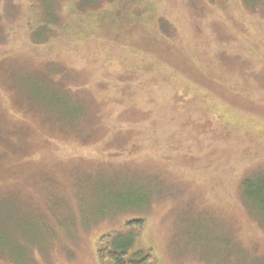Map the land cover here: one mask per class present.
<instances>
[{
  "label": "rangeland",
  "instance_id": "1",
  "mask_svg": "<svg viewBox=\"0 0 264 264\" xmlns=\"http://www.w3.org/2000/svg\"><path fill=\"white\" fill-rule=\"evenodd\" d=\"M36 1L0 0V264H264V0H61L44 39Z\"/></svg>",
  "mask_w": 264,
  "mask_h": 264
},
{
  "label": "trees",
  "instance_id": "2",
  "mask_svg": "<svg viewBox=\"0 0 264 264\" xmlns=\"http://www.w3.org/2000/svg\"><path fill=\"white\" fill-rule=\"evenodd\" d=\"M45 0H42L44 2ZM52 5L50 8V12L48 13L45 10L44 6L41 8L40 0L36 1V5L39 10V21L42 25L40 29V33H42L45 38L47 26L52 24L53 22L61 23L62 18H60L59 12L61 10V0H51ZM43 5V4H42ZM72 12H89L97 9L102 5V0H72ZM95 8V9H94ZM58 19H61L58 21ZM35 32L39 33V31L34 30L31 35ZM51 83L55 84V81H51ZM56 85V84H55ZM59 86V85H57ZM61 90L65 91V88ZM71 96V95H70ZM79 117H84L83 112H79ZM248 186V185H247ZM251 188V187H250ZM256 190H258L259 199L257 201L259 204L264 207V179L256 186ZM142 201V200H141ZM143 202L138 201L136 205H141ZM98 259L101 263H110V264H153L152 253L149 249H143L137 247V234L134 232L128 233H116L106 235L101 237L98 243L97 250Z\"/></svg>",
  "mask_w": 264,
  "mask_h": 264
}]
</instances>
